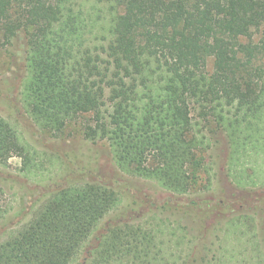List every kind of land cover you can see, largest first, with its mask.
<instances>
[{
    "label": "trees",
    "instance_id": "1",
    "mask_svg": "<svg viewBox=\"0 0 264 264\" xmlns=\"http://www.w3.org/2000/svg\"><path fill=\"white\" fill-rule=\"evenodd\" d=\"M17 33L20 102L38 131L74 127L106 143L119 171L175 197L209 176L215 129L229 174L238 164L251 179L252 159L264 166V0H0L1 40ZM31 151L0 115V165L18 157L30 173ZM249 184L263 186L264 173ZM119 201L101 181L59 186L0 240V264L188 263L152 219L102 226ZM207 254L201 264L214 262Z\"/></svg>",
    "mask_w": 264,
    "mask_h": 264
},
{
    "label": "rangeland",
    "instance_id": "2",
    "mask_svg": "<svg viewBox=\"0 0 264 264\" xmlns=\"http://www.w3.org/2000/svg\"><path fill=\"white\" fill-rule=\"evenodd\" d=\"M25 48L23 33L8 44L0 38V115L16 128L35 157L30 173L23 170L18 157L0 165V240L25 222L50 191L68 183L97 180L120 197L102 226L107 221L150 223L152 219L154 225L165 226L171 252L180 250L182 258L189 254L187 264H201L206 253L208 259L214 255L212 264H264V185L249 184L259 183L263 162L252 159L249 164L255 178L247 177L238 164L229 174L226 141L215 129L203 152L209 176L201 172L202 184L195 192L175 197L153 182L126 175L116 168L106 143L87 141L74 127L58 137L36 129L19 96L26 75ZM241 213L251 217L248 222L231 219Z\"/></svg>",
    "mask_w": 264,
    "mask_h": 264
}]
</instances>
